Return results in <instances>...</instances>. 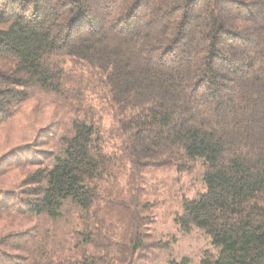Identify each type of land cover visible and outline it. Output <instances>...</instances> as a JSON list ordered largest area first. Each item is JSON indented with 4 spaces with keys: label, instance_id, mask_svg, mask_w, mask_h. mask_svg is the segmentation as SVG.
Here are the masks:
<instances>
[{
    "label": "trees",
    "instance_id": "obj_1",
    "mask_svg": "<svg viewBox=\"0 0 264 264\" xmlns=\"http://www.w3.org/2000/svg\"><path fill=\"white\" fill-rule=\"evenodd\" d=\"M90 1L0 0V123L33 87L72 113L59 150L25 166L26 149L0 157V176L27 171L20 190L0 188L13 227L0 229V264H111L114 250L133 262L141 220L112 230L103 190L125 161L133 172L201 162L205 191L177 217L211 240L199 264H264V0ZM78 82L88 95L74 94Z\"/></svg>",
    "mask_w": 264,
    "mask_h": 264
},
{
    "label": "rangeland",
    "instance_id": "obj_2",
    "mask_svg": "<svg viewBox=\"0 0 264 264\" xmlns=\"http://www.w3.org/2000/svg\"><path fill=\"white\" fill-rule=\"evenodd\" d=\"M90 2L95 5L102 3V0ZM221 4L230 12L234 10L231 1ZM68 60L75 73L76 65L71 59ZM87 88L84 82H78L73 92L77 94L82 91L88 95L90 89ZM63 98L60 94L33 87L26 101L0 123V157L26 149L29 152L21 153L24 162L20 163L25 166L27 156L45 158L47 152L59 150L61 137L68 132L72 119V113L67 112V108L71 107ZM102 117V130H110L111 115L105 111ZM190 167L181 170L178 165L162 166L149 162L143 170L133 172L130 162L125 161L117 167L115 174L103 182V190L112 194L110 214L106 216L112 230L124 235L130 231L132 233L133 220H141L140 230L146 238L144 246L136 251L130 264H168L170 259L184 256L189 257L191 264H199L205 252L214 249L210 238L202 230L193 227L185 231L177 220L183 213L184 201L196 197L206 188L202 179L203 164L192 163ZM26 172L25 168H18L3 174L0 176V188L20 190ZM76 211L72 210L71 215L66 217L71 223L79 219ZM117 215L125 216V223ZM118 221H121V227ZM56 223L54 227L57 226L60 233L65 231L67 236L70 235L71 223ZM1 228L13 227L8 226L6 221H0ZM110 257L111 264H120L117 259L123 258L124 252L119 254L114 250Z\"/></svg>",
    "mask_w": 264,
    "mask_h": 264
}]
</instances>
